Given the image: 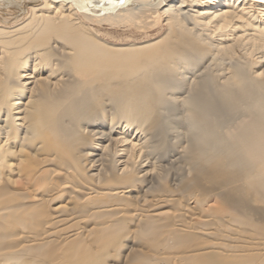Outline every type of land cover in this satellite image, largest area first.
Wrapping results in <instances>:
<instances>
[{"label": "bare ground", "instance_id": "bare-ground-1", "mask_svg": "<svg viewBox=\"0 0 264 264\" xmlns=\"http://www.w3.org/2000/svg\"><path fill=\"white\" fill-rule=\"evenodd\" d=\"M0 264H264V0H0Z\"/></svg>", "mask_w": 264, "mask_h": 264}]
</instances>
